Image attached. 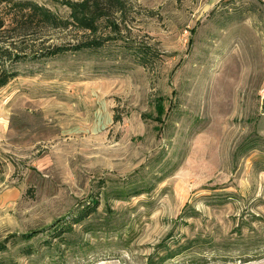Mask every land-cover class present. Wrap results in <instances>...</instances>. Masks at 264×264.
Listing matches in <instances>:
<instances>
[{
  "label": "rangeland",
  "instance_id": "374dc122",
  "mask_svg": "<svg viewBox=\"0 0 264 264\" xmlns=\"http://www.w3.org/2000/svg\"><path fill=\"white\" fill-rule=\"evenodd\" d=\"M23 1L66 25L8 43L103 46L0 64V264H264V0Z\"/></svg>",
  "mask_w": 264,
  "mask_h": 264
},
{
  "label": "trees",
  "instance_id": "16d2710c",
  "mask_svg": "<svg viewBox=\"0 0 264 264\" xmlns=\"http://www.w3.org/2000/svg\"><path fill=\"white\" fill-rule=\"evenodd\" d=\"M112 3H120L119 0H109ZM100 0H85L82 2L68 3L70 9V20L77 28L84 31H95L96 24L103 18L108 17V13H105L102 6L97 7V4ZM117 10V8L115 9ZM8 18V19H7ZM6 22L7 25H6ZM66 25L62 19L54 15L48 8L44 6H39L32 1H23V0H10L5 5L4 16L0 17V64L4 60H8L11 64H16L18 62H23L25 60H42L43 58H53L58 55H63L72 50L74 51H83L87 49H100L103 46L102 40L91 39L87 42H80L75 45H50L44 47L43 49H35L19 46L13 43H8L9 39L14 37H26L31 32H37L43 28H64ZM4 30V31H1ZM7 34L5 39H2L1 34ZM10 35V36H8ZM13 46V50L10 51V47ZM129 50L133 49L137 59L140 62V65L145 67L146 64L151 60V53L145 52V49L128 47ZM16 70L4 68L0 74V86L6 84V80L9 78H14L17 76ZM139 190H135L130 194L138 193ZM128 192V191H127ZM127 192L120 191L118 199H121L124 196H128ZM95 204L87 208H83L76 216L73 218V223H64L63 225L55 226L49 228V235L52 238L62 237L64 232L71 231L72 224L81 223L86 220L89 216L92 215L97 209ZM35 232V231H34ZM28 233L21 235L25 241H29L34 238L36 233ZM3 249V248H2ZM0 248V251L2 250Z\"/></svg>",
  "mask_w": 264,
  "mask_h": 264
}]
</instances>
